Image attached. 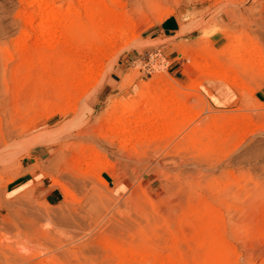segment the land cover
<instances>
[{"label":"rangeland","instance_id":"1","mask_svg":"<svg viewBox=\"0 0 264 264\" xmlns=\"http://www.w3.org/2000/svg\"><path fill=\"white\" fill-rule=\"evenodd\" d=\"M33 1L0 0V264H264V0H94L108 22L65 48L61 24L51 47L36 31ZM172 16L178 29L159 33ZM68 54L102 63L83 96L51 80L77 64L54 58ZM202 80L234 101L211 104ZM37 146L45 157L31 156Z\"/></svg>","mask_w":264,"mask_h":264},{"label":"bare ground","instance_id":"2","mask_svg":"<svg viewBox=\"0 0 264 264\" xmlns=\"http://www.w3.org/2000/svg\"><path fill=\"white\" fill-rule=\"evenodd\" d=\"M36 1V0H35ZM33 1L31 3V5H33L35 7V9H37L38 11V14H39V18H38V23L34 26L36 31H38L40 34L42 33V35L44 36H51L52 34L54 35H57V31L59 32L58 30V26H55L54 23L56 22L57 24H61L62 25V31H60L59 33V36L62 37L63 39V42L61 40L60 44H59V48L60 47H64L69 45V44H72L74 42V40H76V37L81 35L82 33H85L86 35L88 36H96L100 34V29L103 28L105 26V24L108 22V20L106 19L107 16L105 14H108V7H107V4L106 2H95L94 4H91L92 6L89 5V3H93L94 0H83L84 1V8L83 6H80L82 7L81 9L84 10L83 13H80V12H74L72 14H69L70 10L73 11H76L77 8H72L71 5H68V9L66 10V14L67 16H64V14H62L61 12H59V10L55 7H51L50 4L48 2H45L43 0H38V1ZM100 1V0H99ZM103 1V0H102ZM131 2H133V4H137L138 2H141V1H147L148 3H155L157 0H128ZM151 1V2H150ZM80 3V2H79ZM83 3V2H82ZM29 4V3H28ZM144 4H147V3H144ZM81 5V4H80ZM153 6V5H152ZM74 7V6H73ZM74 9V10H73ZM82 12V11H81ZM30 13V12H29ZM27 13L25 15V20H24V24L27 26V28L29 30H32L33 29V22H34V17ZM63 15H61V14ZM71 13V12H70ZM112 13V12H111ZM69 14V15H68ZM59 15V16H58ZM104 15H105V19H104ZM122 34V33H121ZM44 37L45 40H46V43H48V45L50 44V42H53L52 40H50L51 38L50 37ZM50 38V39H48ZM102 38V37H101ZM85 39V38H84ZM89 39V37H88ZM111 38L109 37L108 40H110ZM48 40H50L48 42ZM39 41V40H38ZM83 41V40H82ZM86 41V40H85ZM132 41V40H131ZM108 42V41H107ZM38 43V42H37ZM109 43V42H108ZM52 44V43H51ZM50 44V45H51ZM26 44H24L23 46L21 47H25ZM39 45V44H38ZM49 45V46H50ZM73 46V45H72ZM20 47V46H19ZM20 47V48H21ZM51 47V46H50ZM57 48V47H56ZM69 48V47H68ZM58 49V48H57ZM67 50V48H66ZM55 51V50H54ZM64 51V49H63ZM69 51V50H68ZM58 52V51H57ZM57 52L55 54H57ZM65 52V51H64ZM65 54V53H64ZM63 55V54H62ZM70 55V54H68ZM52 56V55H50ZM60 55H56L54 56L55 59H57V61H63V60H68V59H72L74 61H77V58L78 56L76 54H72L67 57H61ZM103 60V59H102ZM73 61V62H74ZM55 62V61H54ZM204 62L203 58L202 59H195L192 60V64L195 66V67H198L199 65H201L202 63ZM77 64L76 65H73V66H69V67H66V66H62L61 68H58V70H55L54 72V77L51 79V80H57L58 78H65L67 81H70L72 80L73 81V84L76 85V87H79L78 89L82 92V94L80 93V91H78L82 96L85 95L86 91L88 90L87 89V85L88 84H91L92 82H94L96 79V75L95 73H97L96 71L101 67L103 68L102 66V63L99 62L98 60H95L93 59L91 62H85L84 59L83 60H79L76 62ZM57 64V62H56ZM68 64V63H67ZM65 65V64H64ZM71 65V64H70ZM55 67V66H54ZM47 72H49L47 70ZM76 72L78 73V76L76 75ZM49 74V73H48ZM76 75V76H75ZM50 76V75H49ZM97 82V81H95ZM126 84V83H125ZM146 88V87H145ZM144 88V89H145ZM143 88H141L142 90ZM147 89V88H146ZM164 89V88H163ZM163 89H157L159 92V95L160 97H163V95L166 93L165 90ZM156 90V91H157ZM140 91V90H139ZM145 91V90H144ZM149 91V89H148ZM154 91V90H153ZM155 92V91H154ZM2 93V92H1ZM5 93V92H4ZM88 93V92H87ZM145 93V92H144ZM3 94V93H2ZM79 94V95H80ZM146 94V93H145ZM80 95V96H81ZM139 95L141 97L142 94V91L139 92ZM150 95H154L153 93H151ZM148 95V96H150ZM156 95V94H155ZM154 95V96H155ZM158 95V96H159ZM146 96V95H145ZM146 96L148 99L149 97ZM158 96H156V98H154L155 102L157 101L158 102V99L159 98ZM11 97V96H10ZM165 97V95H164ZM152 99V98H151ZM8 100L7 97H5V95H1L0 94V106H2L5 101ZM21 100H23V98H21ZM146 99H144L145 101ZM161 100V99H160ZM168 100V99H167ZM166 100V101H167ZM85 101V100H84ZM142 99L140 100H135L133 103H131L130 101H128V107L129 109L132 111L133 109H138L139 108H143L145 106V103L142 104ZM150 101V100H149ZM148 101V102H149ZM153 101V99H152ZM169 101V100H168ZM167 101V102H168ZM127 102V101H126ZM154 102V101H153ZM152 102V103H153ZM161 102V101H160ZM88 104V103H87ZM149 104V103H148ZM151 104V103H150ZM162 104V103H161ZM166 104V103H165ZM93 103H91V105H89V108L87 109V114H91L93 112ZM124 105V104H123ZM154 105V104H153ZM125 106V105H124ZM122 106V107H124ZM115 107V106H113ZM126 107V106H125ZM158 108L157 109H160V105L157 106ZM174 108H177L176 106H173ZM118 107L116 108H113V110L111 111H107L106 110V114L109 115L110 113V118L111 117H114V120L112 121L113 122V125L115 126H112L114 128H116V132H119V133H125L129 130L128 127L131 128V126H128L127 122L124 120L126 118H124L123 120H120V118L118 117H115V113L118 112V109L120 110L119 113L122 114V118L125 117L124 114H126L127 112L125 111H128V109L126 110V108H121L120 109V104H119V108L117 109ZM156 108V107H155ZM162 108H163V105H162ZM147 109V108H146ZM178 109V108H177ZM86 110V109H85ZM145 110V109H144ZM149 110V109H148ZM154 110V108H153ZM142 111V110H141ZM155 111V110H154ZM85 112V111H84ZM153 112V111H152ZM119 114V116L121 115ZM129 115V114H128ZM137 115V114H136ZM86 116V114H85ZM107 117V116H106ZM104 118V117H102ZM108 118V119H110ZM140 118V117H139ZM129 119V118H128ZM137 119V118H136ZM135 119V121H136ZM142 120V118H140ZM98 121L100 120L101 121V118L100 119H97ZM105 120V119H104ZM131 120V119H130ZM148 120V119H147ZM99 121V122H100ZM129 121V120H127ZM151 121V120H149ZM147 121V122H149ZM98 122V123H99ZM137 122V121H136ZM142 123V121H140ZM138 121V123H140ZM144 122V120H143ZM146 122V124H148ZM131 124V123H129ZM134 124V123H133ZM137 124V123H136ZM143 124V123H142ZM149 125V124H148ZM110 126V127H111ZM14 127V126H13ZM111 127V128H112ZM142 127V126H141ZM171 127V126H170ZM110 128V129H111ZM112 128V129H114ZM139 129V128H138ZM170 130V129H169ZM137 131V130H136ZM154 131V130H153ZM152 131V132H153ZM14 131H11L9 134L13 133ZM17 132V131H16ZM144 132V131H143ZM165 132V135H166V131H163ZM162 132V133H163ZM79 133V132H78ZM169 133V132H168ZM158 134V133H157ZM152 136L155 138L156 135ZM82 135V133H81ZM124 135V134H123ZM141 135V134H140ZM142 135H144L142 133ZM141 135V137H142ZM164 135V136H165ZM163 136V135H162ZM167 136V135H166ZM169 136V135H168ZM139 137V135H138ZM160 137V136H159ZM132 138V137H131ZM136 138V137H135ZM158 138V136L156 137ZM155 138V139H156ZM163 138V137H161ZM166 138V137H165ZM163 138V139H165ZM51 139V137H49V140ZM153 139V138H151ZM154 140V139H153ZM124 142L126 141V139L123 140ZM164 141V140H163ZM66 195V194H65Z\"/></svg>","mask_w":264,"mask_h":264},{"label":"crops","instance_id":"3","mask_svg":"<svg viewBox=\"0 0 264 264\" xmlns=\"http://www.w3.org/2000/svg\"><path fill=\"white\" fill-rule=\"evenodd\" d=\"M178 29V21L175 16H172L166 20H164L157 28L158 32H163L164 34L171 33ZM174 66V65H172ZM171 66V67H172ZM170 68V72L174 75L183 74V70L179 65H175V68ZM188 78H193V76L187 74ZM183 85H188L184 78L182 77H174ZM202 92H204L208 101L213 105L223 106L226 104H230L234 101L235 92L234 90L221 81L216 80H202L200 86ZM48 152V148L46 146L41 147L37 146L31 150V156L33 158H41L43 155ZM49 195L52 194L51 191L47 192Z\"/></svg>","mask_w":264,"mask_h":264}]
</instances>
